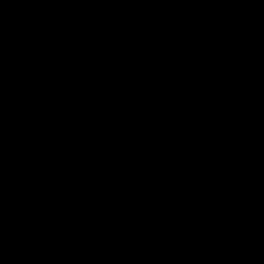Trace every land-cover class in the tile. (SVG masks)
Masks as SVG:
<instances>
[{
    "label": "trees",
    "instance_id": "1",
    "mask_svg": "<svg viewBox=\"0 0 264 264\" xmlns=\"http://www.w3.org/2000/svg\"><path fill=\"white\" fill-rule=\"evenodd\" d=\"M0 264H264V0H0Z\"/></svg>",
    "mask_w": 264,
    "mask_h": 264
}]
</instances>
